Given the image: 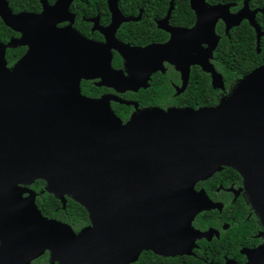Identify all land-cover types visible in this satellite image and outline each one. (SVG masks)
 Listing matches in <instances>:
<instances>
[{"label": "water", "instance_id": "obj_1", "mask_svg": "<svg viewBox=\"0 0 264 264\" xmlns=\"http://www.w3.org/2000/svg\"><path fill=\"white\" fill-rule=\"evenodd\" d=\"M41 2L38 14H14L7 0H0L3 23L21 33L8 43L0 41V188L5 192L17 183L42 179L63 203L69 196L81 204L90 224L75 232L67 223L43 216L29 196L25 238H37L28 242L29 249L39 242L48 244L55 264H130L145 250L161 256L191 254L197 239L217 235L214 229L199 231L192 226L199 212L217 205L195 184L223 166L251 184L259 199L254 208L264 216V63L240 78L215 106L147 110L134 123L131 117L123 122L108 97L90 98L80 90L81 78L96 76L103 79L100 84L120 76V90L146 86L149 74L163 60L181 73L178 92L184 89L192 64L210 74L213 87L223 88L222 76L210 62L219 41L216 24L221 20L228 32L247 20L258 45L259 9L251 10L248 0L235 12L230 10L232 3L189 0L196 14L192 27L169 25V8L158 26L170 33V39L140 48L114 36L120 22L127 20L117 9V0H108L112 13L108 27L93 19L94 29L106 35L105 43L86 40L70 24L56 27L73 21L72 0ZM37 31L40 51L32 50ZM25 36L31 50L9 67L6 49L22 45ZM63 38L74 41L82 53L76 76L61 78L62 69L55 73V48L69 46ZM111 48L129 64V76L111 68ZM132 53L154 58L144 84L134 82L131 67L142 57L132 60ZM236 86L242 91L233 101H225ZM243 252L246 264L264 263V244ZM39 253L29 252L27 259ZM16 261V256L0 252V264ZM16 264H29V259Z\"/></svg>", "mask_w": 264, "mask_h": 264}, {"label": "trees", "instance_id": "obj_2", "mask_svg": "<svg viewBox=\"0 0 264 264\" xmlns=\"http://www.w3.org/2000/svg\"><path fill=\"white\" fill-rule=\"evenodd\" d=\"M7 1L13 12L41 10L39 0ZM48 1L52 3L54 0ZM206 1L210 4L232 3L234 5L230 10L235 12L242 7L244 0ZM118 6L125 16H136L142 10L139 19L123 22L116 33L118 39L133 45L143 46L168 39V33L159 29L155 20L165 17L169 8L170 25L191 27L195 23V14L189 0H118ZM248 6L252 10L259 9L255 14V22L262 31L258 45L255 29L247 20L231 27L228 32H225V25L221 20L215 27L219 41L212 52L210 62L221 74L223 88L213 87L210 74L194 65L191 67L184 89L180 92L178 90L175 92L170 84L179 82V74L173 68H169L164 74L153 75L149 87L129 92L127 97L137 100L140 104L175 105L194 110L199 107L215 106L240 78L264 63V0H248ZM70 9L75 13L74 26L78 31L92 39L102 38L99 32L91 30V23L87 19L97 16L100 24H108L110 21L108 0H72ZM16 36L18 33L6 26L0 18V41L6 43ZM24 51V46L7 48L5 54L7 65L15 63ZM112 64L115 67L121 65V58L117 54L114 55ZM100 91L101 88L94 86L90 81L81 83V92L86 95L97 96ZM129 110V106L117 104L113 111L114 113L117 111L118 114H115L119 115L121 120H125ZM226 170L237 175L231 167H226ZM43 183V180L38 179L34 181L32 188L38 191ZM201 188H205L208 195L213 194L205 179L195 184L196 190ZM36 203L44 215L67 223L75 232L90 224L86 209L69 196H65L63 203L59 198L44 191L37 195ZM233 215H238L239 218L233 219ZM246 215L245 208L237 204L232 210L227 204L224 207L221 205L218 208L203 210L195 216L192 226L199 231H206L210 226L218 228L217 235L210 239L206 237L197 239L191 254L161 256L151 250H145L130 264H225L223 256L234 257L238 254L240 246L246 244L247 237L256 228L254 222L245 220ZM222 223H226L223 228ZM43 261L44 258H41L37 260V264H43Z\"/></svg>", "mask_w": 264, "mask_h": 264}, {"label": "flooded vegetation", "instance_id": "obj_3", "mask_svg": "<svg viewBox=\"0 0 264 264\" xmlns=\"http://www.w3.org/2000/svg\"><path fill=\"white\" fill-rule=\"evenodd\" d=\"M55 1L56 0H54L52 3H50L47 0V3L49 5H52ZM39 2L41 5V10L39 12H31V11L13 12L12 9L10 8V6H9V8L11 9L12 13H14V14H18L21 12H31L34 14H38L43 9V5H42L41 0H39ZM8 5H9V3H8ZM70 8H71V4L69 7V11L73 15V21L70 22L68 19V20L59 22L56 24L57 28H63V27L70 24L71 27L76 32H78L81 37L85 38L86 40H92V41L100 42V43L106 42V40H107L106 35L102 31H100L99 29H94V26L96 24H95V20H93V19L97 18V16L95 18L90 17L87 20L90 21V23H91V30L99 32L101 34L102 38L101 39H92V38H89V37L83 35L80 31H78L75 28V26H74L75 13L72 12ZM117 9L121 13V15L127 19V20H122L120 22V24L118 25V27L114 33L115 38L118 41L122 42L123 44H126L130 47L144 48V47L151 45V44H163L170 39V33L158 26V21L165 18L166 15L163 18H159V19L155 20L156 26L159 29L164 30L165 32L168 33L169 36H168V39L166 41H164V42H152V43H149V44H146L143 46H139V45H133L131 43H128V42H125V41L118 39L116 36V33H117V30L120 27V25L123 22H127L129 20L139 19L141 17V11L142 10H140L136 16H125L121 12V10L119 9L118 0H117ZM108 10L110 13L109 23L106 25H102V24H100L99 20L97 19L98 26L108 27L111 24L112 13H111L109 6H108ZM194 14H195V11H194ZM195 20H196V14H195ZM168 23H169V20H168ZM169 25H170V23H169ZM185 28H190V27H185ZM10 29H12V28H10ZM13 31H15V30H13ZM15 32L18 33V36L10 38L6 43L11 41L12 39H16V38H19L21 36L20 32H18V31H15ZM109 33H110V31H107V34H109ZM32 36H33V40H34L33 43L34 44L36 43L35 47L33 45L32 50L36 48L37 50L40 51L42 49V47L38 41L39 31H37L36 34H34ZM23 39H24V42L20 46H24L25 51L21 55L20 58L24 57L29 52V50H31L30 49L31 45H30L27 37L25 36V37H23ZM63 41H65V43H63V44H67L69 46L68 47H62L61 49H59V47L55 48V66H57V67H55V73H57V71L59 72L62 69L63 72L60 74L62 76L61 78H64L67 76L70 77L71 75L76 76L77 72H78L77 66H79L78 62L81 63L82 53L79 49L77 50V45L75 44L74 41H70L69 38L68 39L63 38ZM8 48H14V47H8ZM88 53H89V51L85 49L84 56H83L84 59L88 58ZM115 54H117L121 58V65L118 67H115L112 64V61H113ZM111 55H112L111 68L114 70H118V71L120 70L121 73L124 74V76H129V70H128L129 64L126 65V60L123 57V55L117 49H114V48H111ZM129 57H131L132 60L134 58L139 60V58L142 57L141 58L142 60L140 62H134L133 61V65H132L131 69H132V72H134V82H137L136 84H144V77L146 75V71L153 65L152 64L148 67V63L149 62H155V61L151 60V58L154 59L153 56H151V57L149 56V59H148V55L137 56L136 53H132V54H130ZM60 61H62L61 64L59 63ZM36 62H37V66H38L39 65L38 56L36 58ZM13 64L9 67H12ZM194 65H197V64L190 65V70H191V67ZM197 66H199V65H197ZM147 67H148V69H147ZM169 68H173L179 74V82L178 83L170 82L171 86L173 87V89L176 92L179 88H181V86L183 84V80H182L180 71L175 67V65L171 64L168 60L161 61L160 65L157 64V69L149 74L148 79L146 81V86H139L135 89L120 90L119 88H117V86L118 87L121 86L118 82V80H119L118 77H120V76L115 75L116 78L109 77L107 80V83H109V84H100L101 82H103V79L100 76H96V77L90 78V79L81 78L80 79V90H81V83L83 81H90L94 86L101 88V91L99 92V94L97 96H89V95H86V94L81 92L82 95L90 97V98L108 97L109 98V105H110L112 110H114V106H117V104H125V105L129 106V108H130L129 114L125 120H122L123 122H126L130 117L132 118L136 114H139V113L146 111V110H153V109L167 110V109L172 108V107L183 108L181 106H175V105L160 106V105H156V104H140L137 100L127 97L129 92H137L140 89H145V88L149 87L150 80L152 79L153 75H156L159 73L164 74L166 71H168ZM115 113L118 114L117 111H115ZM117 116H119V115H117ZM226 167H228V166L221 167V169L215 171L210 177L205 179L207 182L208 188L210 190H212V192H213L212 195H208L205 188H201V189H203L205 191V193L207 194V196L209 197V199L213 203L217 204L214 208H218L221 205H222V207H224V205L227 204L229 206V208L232 210L233 206L235 204H237V205L245 208V210L247 212V215L245 216V220H251L252 222H254L256 224V228L253 231V233L247 237L246 244L241 245L240 248L238 249V251H239L238 254L234 255V257H228L226 255L223 256L225 264H226V260L228 258L232 259L234 264H246L247 256H246L245 252H243V251L249 250V249H255V248L264 244V223L262 222L259 213L255 210V208L251 205V202H249V200H248V194L245 190L244 181H243L241 175L236 170L235 171L237 172V175H235L234 173H231L230 171L226 170ZM36 180H38V179H35L34 181H36ZM40 180H42V179H40ZM34 181L31 183H28V184L17 183L15 186H13L14 188L11 187L10 190H7V191L5 190V192H3L2 189L0 188V252L9 253L11 255V257L16 256L17 261L13 262V264H16L20 261H26L28 259H29V264H37V260H39L41 258H44V261L42 262L43 264H55V258L53 256V251L51 250L50 247H48V244H44V243L40 244V242H39L29 249L28 242L33 244V241H35L34 239H37V238L27 239L24 236V233H26L25 229H27V217H28L27 216V210H28L27 199H28V197L33 196L34 204L36 205V207L38 209H39V207L37 206V203H36L37 195L42 194L44 191H46L47 193H51L55 197V195L52 192H49L47 190L45 182L43 183V186L41 187L40 190H38V191L34 190L32 188V184L34 183ZM40 212H41V210H40ZM41 214L43 216L49 218V219L55 220V218L48 217V216L44 215L42 212H41ZM235 218H239V216L233 215V219H235ZM225 224L226 223H222L221 227L223 228L225 226ZM210 228L214 229V230L218 229V228H214L211 226H210ZM215 234L216 233H213V235H215ZM32 251H34V252L40 251V253L36 256H33V257L27 259L28 253L32 252Z\"/></svg>", "mask_w": 264, "mask_h": 264}, {"label": "rangeland", "instance_id": "obj_4", "mask_svg": "<svg viewBox=\"0 0 264 264\" xmlns=\"http://www.w3.org/2000/svg\"><path fill=\"white\" fill-rule=\"evenodd\" d=\"M202 46H206V45H202ZM237 82H239V81H237ZM46 186H47V184H46ZM244 187H245V190H246V192H247V194H248V200H249V202H251V205L253 206V207H255V206H257V196L255 195V193H254V191H253V188L251 187V184L248 182V181H245L244 182ZM55 192V191H54ZM57 193V192H56ZM259 200V199H258ZM261 216V220H262V222L264 223V216H263V214H261L260 215ZM24 236L25 237H27V232L26 233H24Z\"/></svg>", "mask_w": 264, "mask_h": 264}, {"label": "bare ground", "instance_id": "obj_5", "mask_svg": "<svg viewBox=\"0 0 264 264\" xmlns=\"http://www.w3.org/2000/svg\"><path fill=\"white\" fill-rule=\"evenodd\" d=\"M86 60H87V59H86ZM87 62H88V60H87ZM88 64H89V63H88ZM88 64H87V65H88ZM242 89H243V88H242V87H239V86L234 87V89L230 92L228 98H224V100H225V101L228 100V102H229V101H233V100L236 98V96L242 91ZM146 113H147V110H146V111H143V112H141V113H139V114H136L135 116H133V117L131 118L132 123H134V122L140 120L144 115H146Z\"/></svg>", "mask_w": 264, "mask_h": 264}]
</instances>
